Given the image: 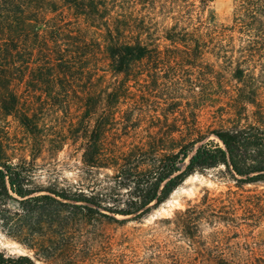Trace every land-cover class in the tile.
Here are the masks:
<instances>
[{"label": "trees", "instance_id": "obj_1", "mask_svg": "<svg viewBox=\"0 0 264 264\" xmlns=\"http://www.w3.org/2000/svg\"><path fill=\"white\" fill-rule=\"evenodd\" d=\"M208 1L200 0L199 7L206 9ZM234 1L231 24L216 21L209 10L206 17H197L199 26L190 29L194 0H0V230L35 249L34 257L38 251L45 256V227L54 226L63 209L113 221L142 219L189 176L211 169L224 170L238 184L264 183V109L254 100L232 107L228 126L205 133L192 127L195 133L184 141L175 122L127 150L115 149L107 145L108 126L103 127V119L109 120L124 102L145 61L164 69L172 62L192 64L190 56L209 52L223 59L237 80L252 77L247 71L251 53L264 49V0ZM154 11L173 20L162 27L161 36L169 45L158 42L160 30L150 16ZM235 33L243 40L236 61L229 55L237 51ZM178 51L190 58L169 61L162 55ZM106 70L122 75L110 89L100 79ZM193 85L198 86L195 80ZM74 100L81 104L83 116L97 117L85 131L84 164L89 169L110 168L112 173L104 182L86 187L39 183L29 166L34 155L28 160L24 152L9 147L7 118L16 119L26 134L18 148L34 153L45 144L38 120L45 111L67 108ZM248 104L254 106L252 119L241 123ZM204 199L201 204L211 206ZM10 200L17 210L9 207ZM212 200L221 203L230 226L256 225L252 217L230 216L238 210L253 216L250 196L229 190ZM203 211L189 206L176 214L187 217ZM186 220L183 227L188 226ZM0 264L36 263L28 255L14 258L0 249ZM215 264L235 262L217 255Z\"/></svg>", "mask_w": 264, "mask_h": 264}, {"label": "rangeland", "instance_id": "obj_2", "mask_svg": "<svg viewBox=\"0 0 264 264\" xmlns=\"http://www.w3.org/2000/svg\"><path fill=\"white\" fill-rule=\"evenodd\" d=\"M191 2L193 0H188ZM194 4L190 29L199 26L197 17L202 13L206 17L209 10L216 21L232 23L234 0H211L206 9L199 7L200 0H194ZM150 16L151 22L160 30L158 42L161 47L169 45L170 42L161 36L162 27L170 26L173 20L157 11ZM233 43L237 51L229 55L236 61L243 44L240 34L235 33ZM251 54L254 56L250 57L247 71L252 77L242 80L235 78L232 68L223 64V59L209 52L191 58L183 51L163 53L169 61L186 58L193 61L192 64H188V60L180 64L172 62L164 69H154L149 61H145L135 82H131L124 102L117 105L109 120L103 119V127L108 126V132L105 130L107 145L127 150L149 133H161L175 122L180 125V139L184 141L190 133H195L192 127L205 133L228 126L229 111L232 107L238 108L246 99L254 100L264 109V49ZM101 73L100 79L107 89L122 78L121 74L114 76L109 70ZM154 77L155 81L152 80ZM199 79L201 84L197 82ZM194 80L198 86L193 85ZM253 109L254 106L247 105L241 123L251 121ZM96 120L95 115L83 116L77 100L70 102L67 108L59 105L45 111L38 120L45 144L33 153L18 148L20 141L24 143L26 134L18 121L9 116L6 123L11 141L9 147L17 153L24 152L28 160L34 155L29 166L39 183H54L59 187L96 185L112 173L110 168L89 169L83 162L85 131L91 129ZM178 135L179 132L174 133V136ZM229 190L250 196L253 213V216H243L238 210L230 216L252 217L258 220L256 225L244 224L235 228L228 224L229 220H225L228 214L219 208L221 203L212 199L225 197ZM204 197L206 204L211 206L201 204ZM8 205L17 210L16 202L10 200ZM189 206L205 211L187 217L176 214ZM73 212L63 209L54 226L45 227V256L38 251L39 255L34 257L35 249L27 248L1 230L0 249L14 258L19 255L33 257L36 264H215L217 255L235 264H264V183L238 184L224 170L220 173L211 169L189 176L164 203L142 219L113 221ZM163 219H169V222ZM185 220L187 227L181 224ZM244 222L251 223L250 220Z\"/></svg>", "mask_w": 264, "mask_h": 264}]
</instances>
